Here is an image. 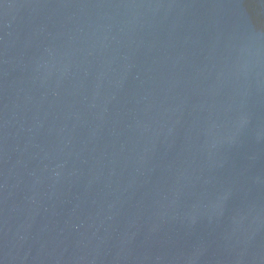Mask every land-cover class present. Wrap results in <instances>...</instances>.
<instances>
[{
	"label": "water",
	"instance_id": "obj_1",
	"mask_svg": "<svg viewBox=\"0 0 264 264\" xmlns=\"http://www.w3.org/2000/svg\"><path fill=\"white\" fill-rule=\"evenodd\" d=\"M0 264H264V0H0Z\"/></svg>",
	"mask_w": 264,
	"mask_h": 264
}]
</instances>
